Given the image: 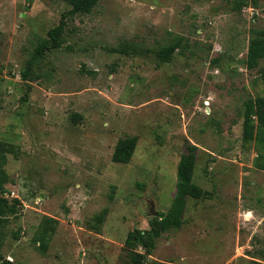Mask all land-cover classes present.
I'll use <instances>...</instances> for the list:
<instances>
[{
  "label": "rangeland",
  "instance_id": "374dc122",
  "mask_svg": "<svg viewBox=\"0 0 264 264\" xmlns=\"http://www.w3.org/2000/svg\"><path fill=\"white\" fill-rule=\"evenodd\" d=\"M71 10L69 0H0V166L17 210L3 256L264 262V145L243 138L245 102L264 99V60L246 64L253 33L264 30V0H99L90 12ZM59 24L60 46L30 67ZM127 136L138 137L134 155L115 162ZM189 144L198 146L193 181L208 195L188 197L182 226L150 250L128 244L150 229L153 206L171 208ZM44 216L58 221L46 252L34 241Z\"/></svg>",
  "mask_w": 264,
  "mask_h": 264
},
{
  "label": "trees",
  "instance_id": "16d2710c",
  "mask_svg": "<svg viewBox=\"0 0 264 264\" xmlns=\"http://www.w3.org/2000/svg\"><path fill=\"white\" fill-rule=\"evenodd\" d=\"M72 5V13H87L99 2V0H69ZM257 5L259 0H253ZM64 32V24L49 30V37L40 41L37 46L33 59L30 60V67L34 61L43 56L47 48H56L60 46V37ZM179 43L170 44L163 48L159 53L161 59L166 61L170 55L176 52ZM264 60V30H257L253 33V38L249 42L246 64L248 69L258 68L261 61ZM261 76L264 78V66L260 67ZM28 72L26 71V74ZM253 117L257 118V124L254 123ZM245 143L256 140L264 145V99L257 97L248 99L245 102L244 109V133ZM138 144L137 136H127L118 140L113 160L118 163H129L134 155ZM198 146L189 144L187 151L182 154L178 164V182L177 193L171 208L167 212H160L157 217L150 221V229L144 233L139 232L138 236L131 233L127 238V243L132 244L139 242L147 247L148 250L155 246V240L172 229H179L183 224V214L186 209L188 197L204 198L208 192L193 181L194 170L197 160ZM260 157L263 154L260 153ZM10 176L3 165L0 166V261L2 264H15L13 261L5 258L1 252L7 235V225L11 216L17 212L16 203H12L3 195L6 191V184L9 183ZM102 215L98 217L102 220ZM58 221L50 216H44L43 222L40 223L34 241L39 243L43 252L48 250L51 236L56 230ZM144 254H135L132 258L133 264H144ZM159 264V263H151ZM161 264V263H160ZM253 264H264V262L254 261Z\"/></svg>",
  "mask_w": 264,
  "mask_h": 264
},
{
  "label": "water",
  "instance_id": "95a60500",
  "mask_svg": "<svg viewBox=\"0 0 264 264\" xmlns=\"http://www.w3.org/2000/svg\"><path fill=\"white\" fill-rule=\"evenodd\" d=\"M152 213H153V218L157 217V215L159 214V212L155 210L154 206L152 207Z\"/></svg>",
  "mask_w": 264,
  "mask_h": 264
}]
</instances>
